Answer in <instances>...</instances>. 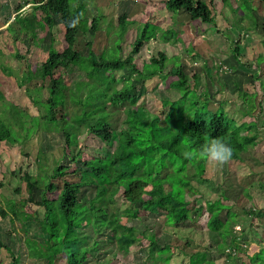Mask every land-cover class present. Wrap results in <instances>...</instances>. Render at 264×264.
Returning <instances> with one entry per match:
<instances>
[{
	"label": "trees",
	"instance_id": "16d2710c",
	"mask_svg": "<svg viewBox=\"0 0 264 264\" xmlns=\"http://www.w3.org/2000/svg\"><path fill=\"white\" fill-rule=\"evenodd\" d=\"M162 1L165 10L173 16L182 12L194 26L206 25L215 31L214 0ZM221 1L223 4L227 2ZM234 1L236 7L233 13L247 22L243 28L246 31L256 29L254 0ZM259 1L264 6V0ZM27 4L31 5L30 11L22 15V9ZM89 4V0H31L16 7V13L5 29L12 42L28 41L37 49H42L44 37L47 33L51 34L56 19L63 29L64 46L55 48V37L51 34L46 58L39 69H29L17 82L18 87H23L38 77L48 79L50 86L44 101L25 88L31 102L35 107H40L42 112L32 117L27 111L14 106L7 119L0 117V141L22 144L36 132L48 130L59 132L64 139L61 155L56 158L57 166L47 175L49 180L39 193V200L35 201L37 189L23 171L20 178L25 182L27 198L19 202L9 200L7 209L0 208V218L8 217L12 227L15 222L20 227L23 223H34L36 226L40 240L30 238L23 231L22 241L27 250L28 264H95L92 261L100 245L98 236L109 238L114 245V250L107 255L106 264H128L126 255L133 246L142 247L144 241V247L151 256L161 253L169 246H161L160 239L152 229L138 231L127 220H135L141 214H161L166 226L177 227L203 216V207L188 200L185 189H190L195 180L206 181V165L209 162L198 158L184 159L182 152L189 146L198 147L208 137L219 136L233 149L230 161H243V155L251 156L257 145L254 137L243 134V131L257 129L256 124H238L222 108L225 103L222 101L218 102L215 112L211 111L208 107L213 97L207 87L200 83V74L193 72L188 77L179 56L169 58L164 52H158L148 61L149 71L144 70V64L136 61L135 55L152 39L158 38L164 43L180 42L178 28L162 30L151 23H143L131 44V53L124 59L120 57L118 46L106 47L99 54L91 50L85 54L76 50L75 43L77 36L84 31ZM76 14L81 17L77 26L67 27L65 20ZM128 24L127 16L118 17L115 28L120 38L126 33ZM98 28V20L94 18L90 30L96 33ZM107 31L109 33L110 29ZM38 32L45 34L38 36ZM239 44V39L234 41L231 55L241 65ZM261 44L264 48V39ZM15 56L22 58L17 53ZM199 57L196 53L193 58L198 60ZM262 63L264 57L259 55L257 68ZM168 64L172 67L165 72ZM61 67L82 72L84 78L68 86L64 79L54 78V71ZM202 67L206 77L212 81V68L205 61ZM153 78L159 80L157 88L173 90L178 98L174 101L163 100L162 106L167 107V110L162 121L149 122L141 114L138 101L147 91L145 82ZM189 78L193 80L192 84ZM257 83L264 92V79L255 71L251 74L250 84L255 86ZM2 99L4 96L0 93V102ZM67 101L74 108L69 118L62 113ZM245 103L250 106L244 110L243 117H248L255 106L250 99L245 100ZM116 111L118 115L125 116L124 127L120 130L112 127ZM81 130L103 145L114 143L112 151L106 156L91 154L89 159L82 158V147H86L84 142L77 141L78 149H72L73 141ZM65 158L73 168L61 164ZM66 175L78 179L64 180ZM58 178L63 179L60 188L53 182ZM261 186L264 188V185ZM85 187L92 188L94 192L87 203L80 199ZM146 189H149L150 194L147 197L144 195ZM55 190H58L55 197L48 198V193ZM118 200L121 208L116 207ZM24 204L41 208L42 215L23 210ZM243 214L244 218L239 219L229 206L213 202L208 208L206 226L222 241L217 245V250L225 251L228 246L233 249L226 252L228 261L235 257L234 254L245 243L239 239L244 232L237 233L234 227L246 220L264 218L262 209L248 208L243 210ZM0 248L9 254L8 264H25L20 252L14 253L1 240ZM168 260L167 257L164 259L165 262ZM189 260L190 264H215L208 258L207 251H196L190 254ZM250 262L264 264V243L250 257Z\"/></svg>",
	"mask_w": 264,
	"mask_h": 264
},
{
	"label": "rangeland",
	"instance_id": "374dc122",
	"mask_svg": "<svg viewBox=\"0 0 264 264\" xmlns=\"http://www.w3.org/2000/svg\"><path fill=\"white\" fill-rule=\"evenodd\" d=\"M27 2L31 0H0V93L4 96L0 102V117L3 119L8 118L7 115L15 108L14 106L18 110L27 111L32 117L42 112L40 107H35L31 102L25 88L32 90L33 96H38L41 101H44L50 86L48 79L38 77V79L25 83L23 87H18L17 82L29 69H39L40 64L46 58L51 34L55 37V48L61 49L64 46L63 29L58 19H56L51 34L45 35L42 49L34 48L28 41L12 42L5 29L9 21L13 19L16 7ZM89 2L84 31L77 36L75 43L76 50L84 54L88 50L99 54L106 47L118 46L120 57L124 59L131 53V44L143 23H151L162 30L178 28L180 42L164 43L158 38L152 39L145 43L140 52L135 55L136 61L141 65L144 64V70L149 71L148 61L158 52H164L169 58L179 56L181 66L188 77H191L193 72L200 74V83L207 87L213 97L208 107L211 111L215 112L218 109V102H225L222 108L238 124H256L257 128L243 131V134L254 137L257 142L251 156L243 155V161H229L223 166L209 162L206 165V181L195 180L190 189H185L186 198L193 200L196 206L203 207L204 214L201 218L177 227L166 226L161 214H141L135 220H127L138 231L145 228L152 229L155 236L160 239L161 246L167 244L169 247L151 256L144 247L146 243L144 241L142 247L138 245L132 247L126 255V262L128 264H190V254L196 251H207L208 258L215 264H250V257L258 252L264 243V218L246 220L234 227L237 233L244 232L243 237L239 239H243L245 243L230 261L227 260L226 252L233 251V249L228 246L225 251L217 250V245L222 241L208 230L205 219L212 202L224 207L229 206L239 219L244 218L243 210L248 208L264 210V188L261 186L264 185V92L258 83L255 86L250 84L251 74L255 71H258L261 79H264V63L258 68L256 64L259 55L264 57V48L261 44V40L264 39L262 2L259 0L253 2L257 27L250 31L243 28L247 22L233 13L236 7L234 0H227L224 4L221 0L213 1L215 31L206 25L194 26L189 22L188 16L182 12L173 16L165 10L162 0H89ZM30 6L29 4L24 6L22 15L30 11ZM122 15L127 16L129 24L126 33L120 38L115 27L118 17ZM94 18L99 23L96 33L90 30V24ZM108 29H110L109 33ZM44 34L38 32V36H44ZM238 39L242 56L241 65H238L231 55L232 44ZM88 43H90L89 47ZM16 53L22 58H16ZM196 53L200 56L198 60L193 58ZM202 60L209 68H212V81L206 77ZM171 67V64H168L165 72ZM54 78L64 79L68 86H73L84 76L82 72L61 67L54 71ZM158 82L157 78L146 81L147 91L138 101L141 114L149 122L162 121L163 114L167 110V107L162 106L163 100L174 101L178 98L173 90L166 87L157 88ZM192 82L193 80L189 78V83L192 84ZM243 93L246 95L243 96ZM247 99L252 100L255 107L250 116L243 117L244 110L250 106L245 103ZM62 111L69 118L74 108L67 101ZM115 113L116 115L112 118V127L114 130H120L124 127L125 116L124 114L118 115L117 111ZM75 138L72 149H78L77 141L84 142L86 147H82L81 155L84 159H89L91 154L106 156L114 147V143L103 145L96 138L87 135L85 130H81ZM62 146H64L62 134L51 130L38 131L22 144L0 141V208L7 209L9 200L19 202L27 198L25 182L20 178L23 171L34 183L37 189L34 198L38 201L39 193L48 183L47 175H50L51 170L57 166L56 158L60 157ZM61 162L62 165L71 166L67 158ZM63 179L76 181L78 177L66 175ZM63 179L58 178L53 182L60 188ZM57 192L58 190L48 193V198H54ZM93 195V189L85 187L80 193V199L87 203ZM144 195L145 197L150 195L149 189L144 191ZM120 203L118 200L116 207H119ZM23 210L29 213L35 211L39 216L43 213L41 208L32 204H24ZM21 227L18 222H15L12 227L8 217L0 218V240L14 253L20 252L22 261L28 264L27 250L22 241L23 231H26L27 236L32 239L40 240L41 236L34 223H23ZM108 239L98 236L100 245L96 256L93 255L92 263L106 264V259L109 257L107 255L114 250L113 242ZM166 257L169 259L167 262L164 261ZM9 261V254L4 248H0V264H8Z\"/></svg>",
	"mask_w": 264,
	"mask_h": 264
},
{
	"label": "clouds",
	"instance_id": "9594fccd",
	"mask_svg": "<svg viewBox=\"0 0 264 264\" xmlns=\"http://www.w3.org/2000/svg\"><path fill=\"white\" fill-rule=\"evenodd\" d=\"M80 15L76 14L65 20L67 27H75L79 23ZM184 159H203L217 166L227 164L233 156L232 147L222 137H208L198 147L189 146L182 152Z\"/></svg>",
	"mask_w": 264,
	"mask_h": 264
}]
</instances>
